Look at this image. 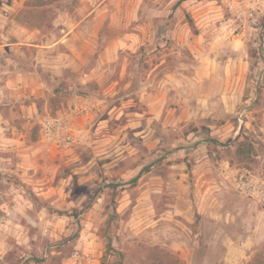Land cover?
Listing matches in <instances>:
<instances>
[{"label": "rangeland", "instance_id": "374dc122", "mask_svg": "<svg viewBox=\"0 0 264 264\" xmlns=\"http://www.w3.org/2000/svg\"><path fill=\"white\" fill-rule=\"evenodd\" d=\"M6 40L54 81L0 130V264H264V0H0Z\"/></svg>", "mask_w": 264, "mask_h": 264}, {"label": "crops", "instance_id": "0c3cea01", "mask_svg": "<svg viewBox=\"0 0 264 264\" xmlns=\"http://www.w3.org/2000/svg\"><path fill=\"white\" fill-rule=\"evenodd\" d=\"M2 37L7 39L5 35ZM41 47L25 42L0 41V130L2 131L9 128L17 129L18 125L11 124L10 118L5 114L16 112L14 108L20 99H39L52 91L54 77H48L36 68L45 55ZM42 67H46L44 62ZM31 106L35 109L33 102ZM19 109L22 110L23 106H19Z\"/></svg>", "mask_w": 264, "mask_h": 264}, {"label": "built area", "instance_id": "2783aa9c", "mask_svg": "<svg viewBox=\"0 0 264 264\" xmlns=\"http://www.w3.org/2000/svg\"><path fill=\"white\" fill-rule=\"evenodd\" d=\"M229 6H230V5H229ZM230 7H231V6H230ZM251 9H252V8H251ZM252 11H255V9L253 8ZM249 16H250V17L253 16V12H250V13H249Z\"/></svg>", "mask_w": 264, "mask_h": 264}, {"label": "trees", "instance_id": "16d2710c", "mask_svg": "<svg viewBox=\"0 0 264 264\" xmlns=\"http://www.w3.org/2000/svg\"><path fill=\"white\" fill-rule=\"evenodd\" d=\"M184 1H187V0H179V3L184 2Z\"/></svg>", "mask_w": 264, "mask_h": 264}]
</instances>
